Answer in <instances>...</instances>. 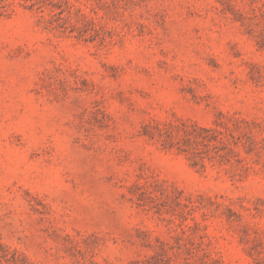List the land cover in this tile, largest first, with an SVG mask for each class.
Masks as SVG:
<instances>
[{
  "label": "rangeland",
  "instance_id": "obj_1",
  "mask_svg": "<svg viewBox=\"0 0 264 264\" xmlns=\"http://www.w3.org/2000/svg\"><path fill=\"white\" fill-rule=\"evenodd\" d=\"M0 264H264V0H0Z\"/></svg>",
  "mask_w": 264,
  "mask_h": 264
}]
</instances>
